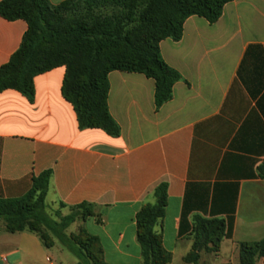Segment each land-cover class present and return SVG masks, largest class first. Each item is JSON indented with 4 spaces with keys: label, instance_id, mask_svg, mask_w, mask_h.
<instances>
[{
    "label": "crops",
    "instance_id": "1",
    "mask_svg": "<svg viewBox=\"0 0 264 264\" xmlns=\"http://www.w3.org/2000/svg\"><path fill=\"white\" fill-rule=\"evenodd\" d=\"M26 30L24 21L0 17V67ZM159 51L181 76L159 109L153 80L120 71L107 76L116 138L78 128L61 94L63 66L34 77L32 102L1 92L0 199L22 197L33 177L49 171L46 213L64 217L92 205L94 216L76 219L75 234L82 228L97 238L106 264H141L135 217L165 183L167 204L154 231L168 264H192L184 258L195 218L232 222L231 237L215 253L199 252L196 264H231L240 243L264 239V0H232L212 25L191 16L181 39L162 40ZM48 253L35 235L7 233L0 220L5 264H53Z\"/></svg>",
    "mask_w": 264,
    "mask_h": 264
},
{
    "label": "trees",
    "instance_id": "2",
    "mask_svg": "<svg viewBox=\"0 0 264 264\" xmlns=\"http://www.w3.org/2000/svg\"><path fill=\"white\" fill-rule=\"evenodd\" d=\"M231 1L65 0L54 6L49 0H0V17L10 22L22 20L27 25L20 47L0 67V93L14 90L32 102L34 77L63 66L61 94L71 104L78 128L100 129L116 138L120 128L108 111V74L137 73L153 80L154 104L159 109L172 99V88L181 80L180 74L161 58L159 43L165 39L178 42L183 24L191 16L202 18L209 25L216 23L223 7ZM60 15L75 16L77 20L72 26L61 27L56 23ZM132 23L142 32L138 42L129 30ZM64 50L79 52L82 61L67 60ZM107 54L120 55L121 59L106 61ZM49 178L50 172L45 171L31 179V186L22 197L0 199L4 230L10 234H33L45 248H52L54 242L48 231L77 258L76 264H106L97 238L84 229L69 238L64 236L76 219L94 216L92 205L72 207L64 217L56 214L58 222L47 215L44 201ZM152 197L154 203L144 204L135 217L141 264H168L170 255L162 248L161 236L154 231L164 217L167 185L156 186ZM194 223V243L184 258V262L192 264L197 263L202 250L217 252L220 240L230 238L232 232L231 221L226 224L223 220L195 218ZM208 244L212 247L208 248ZM258 258L264 264V239L239 244V264H255Z\"/></svg>",
    "mask_w": 264,
    "mask_h": 264
},
{
    "label": "rangeland",
    "instance_id": "3",
    "mask_svg": "<svg viewBox=\"0 0 264 264\" xmlns=\"http://www.w3.org/2000/svg\"><path fill=\"white\" fill-rule=\"evenodd\" d=\"M57 24L61 27H69L72 26L77 20V17L75 16H67V15H60L57 17ZM137 24L132 23L129 26V30L132 31V38L134 41L138 42L139 37L141 36L142 32L137 31ZM49 48V47H48ZM47 52H50V49H47ZM66 56L65 58L67 60H70L71 62H78L80 63L82 61V56L79 52L72 51V50H64L62 51ZM67 53V54H66ZM110 54H107L105 56V60L110 61V60H117L121 59V56L118 55L116 57H113ZM106 63V62H105ZM104 63V64H105ZM48 215V214H47ZM52 220H55L58 222V218H56L54 215H48ZM80 225L79 222L74 223L71 225L67 230L64 232V236L66 238H69L70 234H75L77 231L78 226ZM47 234L53 239L54 246L52 248H46L48 250L49 257H52L53 264H76L77 263V258L64 246L62 243L57 239L56 236L52 235L50 232L47 231ZM42 264V262H41ZM45 264V263H44ZM231 264H239L237 256L233 258L231 261ZM255 264H263L262 259L258 258L255 262Z\"/></svg>",
    "mask_w": 264,
    "mask_h": 264
},
{
    "label": "built area",
    "instance_id": "4",
    "mask_svg": "<svg viewBox=\"0 0 264 264\" xmlns=\"http://www.w3.org/2000/svg\"><path fill=\"white\" fill-rule=\"evenodd\" d=\"M0 261H1L2 264H5V263H6V259H5L4 257H2V258L0 259Z\"/></svg>",
    "mask_w": 264,
    "mask_h": 264
}]
</instances>
